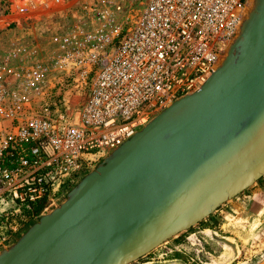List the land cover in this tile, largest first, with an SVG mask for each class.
<instances>
[{
  "label": "built area",
  "instance_id": "obj_1",
  "mask_svg": "<svg viewBox=\"0 0 264 264\" xmlns=\"http://www.w3.org/2000/svg\"><path fill=\"white\" fill-rule=\"evenodd\" d=\"M249 2L4 0L8 26H42L52 36L47 51L0 40V250L34 220L36 204L48 201L46 210L198 90Z\"/></svg>",
  "mask_w": 264,
  "mask_h": 264
},
{
  "label": "water",
  "instance_id": "obj_2",
  "mask_svg": "<svg viewBox=\"0 0 264 264\" xmlns=\"http://www.w3.org/2000/svg\"><path fill=\"white\" fill-rule=\"evenodd\" d=\"M263 177L264 0H250L208 80L96 163L0 264H132Z\"/></svg>",
  "mask_w": 264,
  "mask_h": 264
},
{
  "label": "rangeland",
  "instance_id": "obj_3",
  "mask_svg": "<svg viewBox=\"0 0 264 264\" xmlns=\"http://www.w3.org/2000/svg\"><path fill=\"white\" fill-rule=\"evenodd\" d=\"M3 4L4 0H0V40H3L4 45L9 46L13 42L33 43L45 47L47 51L51 30L37 25L8 26L2 14ZM262 263L264 177L196 227L132 264Z\"/></svg>",
  "mask_w": 264,
  "mask_h": 264
},
{
  "label": "trees",
  "instance_id": "obj_4",
  "mask_svg": "<svg viewBox=\"0 0 264 264\" xmlns=\"http://www.w3.org/2000/svg\"><path fill=\"white\" fill-rule=\"evenodd\" d=\"M48 205H49L48 201H44V202H40V203L36 204L33 207L32 211L30 212L31 220H33L36 217H38Z\"/></svg>",
  "mask_w": 264,
  "mask_h": 264
},
{
  "label": "flooded vegetation",
  "instance_id": "obj_5",
  "mask_svg": "<svg viewBox=\"0 0 264 264\" xmlns=\"http://www.w3.org/2000/svg\"><path fill=\"white\" fill-rule=\"evenodd\" d=\"M262 264H264V263H262Z\"/></svg>",
  "mask_w": 264,
  "mask_h": 264
}]
</instances>
